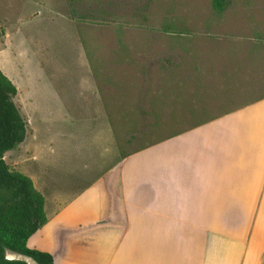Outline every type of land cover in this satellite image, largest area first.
<instances>
[{"label":"crops","instance_id":"crops-1","mask_svg":"<svg viewBox=\"0 0 264 264\" xmlns=\"http://www.w3.org/2000/svg\"><path fill=\"white\" fill-rule=\"evenodd\" d=\"M241 9L244 30L194 43L212 67H144L149 78L184 77L179 119L204 122L84 186L48 196L29 176L46 222L28 248L54 264H264V2Z\"/></svg>","mask_w":264,"mask_h":264},{"label":"rangeland","instance_id":"rangeland-1","mask_svg":"<svg viewBox=\"0 0 264 264\" xmlns=\"http://www.w3.org/2000/svg\"><path fill=\"white\" fill-rule=\"evenodd\" d=\"M249 2L264 0H230L221 13L212 0H0V68L27 126L4 155L9 167L51 196L204 122L179 119L184 77L149 78L144 67H212L211 50L198 56L194 43L244 30L235 16Z\"/></svg>","mask_w":264,"mask_h":264},{"label":"trees","instance_id":"trees-1","mask_svg":"<svg viewBox=\"0 0 264 264\" xmlns=\"http://www.w3.org/2000/svg\"><path fill=\"white\" fill-rule=\"evenodd\" d=\"M230 0H212L221 13ZM15 84L0 69V264H28L7 260L4 248L32 256L39 264H54L51 253L30 249L27 241L46 222L44 196L32 179L5 161L7 151L17 148L26 138V121L14 102Z\"/></svg>","mask_w":264,"mask_h":264},{"label":"water","instance_id":"water-1","mask_svg":"<svg viewBox=\"0 0 264 264\" xmlns=\"http://www.w3.org/2000/svg\"><path fill=\"white\" fill-rule=\"evenodd\" d=\"M3 254H4V258L7 260L24 261L28 264H39L32 256L18 252L16 250L7 247L4 248Z\"/></svg>","mask_w":264,"mask_h":264}]
</instances>
